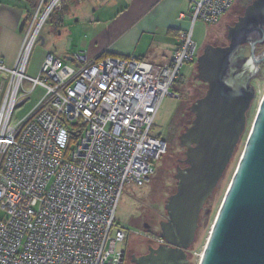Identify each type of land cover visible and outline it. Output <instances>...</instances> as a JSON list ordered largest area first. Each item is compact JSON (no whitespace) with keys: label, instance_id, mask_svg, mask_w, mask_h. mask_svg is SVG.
Segmentation results:
<instances>
[{"label":"built area","instance_id":"1","mask_svg":"<svg viewBox=\"0 0 264 264\" xmlns=\"http://www.w3.org/2000/svg\"><path fill=\"white\" fill-rule=\"evenodd\" d=\"M62 1L39 0L14 66L0 61V264H123L118 202L125 186L147 185L166 154L151 129L182 67L196 61L193 26L215 25L236 2L187 0L190 26L166 66L46 54L29 77L31 50ZM36 90L41 97L17 117L19 93Z\"/></svg>","mask_w":264,"mask_h":264},{"label":"water","instance_id":"2","mask_svg":"<svg viewBox=\"0 0 264 264\" xmlns=\"http://www.w3.org/2000/svg\"><path fill=\"white\" fill-rule=\"evenodd\" d=\"M226 41L205 45L196 58L195 80L206 91L189 106L193 119L178 137L184 167L175 170L176 191L158 224L164 245L148 248L135 264H190L200 213L233 158L256 96L251 80L264 59V49L255 56L264 46V0L245 7ZM243 46L250 55L236 57ZM198 264H264V94Z\"/></svg>","mask_w":264,"mask_h":264},{"label":"crops","instance_id":"3","mask_svg":"<svg viewBox=\"0 0 264 264\" xmlns=\"http://www.w3.org/2000/svg\"><path fill=\"white\" fill-rule=\"evenodd\" d=\"M38 1L0 0V61L7 67L15 64ZM80 11L83 13L79 14ZM53 15H58L59 43L76 39V46L82 52L71 55L64 53V48L59 49L60 54H65L61 59L49 48H36L25 70L29 77L38 76L46 54L61 60L73 58L75 54H82L87 60H96L101 55L121 59L134 57L156 67L166 66L177 45L178 33L190 26L191 12L187 0H67L62 11L49 19ZM41 40L44 46L47 41L39 35L40 43ZM82 42L86 46H82ZM60 44L59 47L63 46ZM24 86L29 87V84L24 82ZM41 95L42 92H37L38 99Z\"/></svg>","mask_w":264,"mask_h":264},{"label":"rangeland","instance_id":"4","mask_svg":"<svg viewBox=\"0 0 264 264\" xmlns=\"http://www.w3.org/2000/svg\"><path fill=\"white\" fill-rule=\"evenodd\" d=\"M249 2L250 0H236L234 6L224 16H222L218 23H216L215 25L209 26L199 21L195 23L192 29V37L197 46L198 55L205 47V45L221 46L227 44V28L233 25L239 13L243 10L246 4H249ZM82 13V11L79 12V14ZM57 18L58 15H53V17H51L43 25L39 32V35L40 37H43L47 42L44 46H42L40 41H36L30 53L31 57H33L36 48H49L54 55L60 57L61 59H63L65 54H60L58 52L59 49L61 50L64 48V53H69L71 55L76 51L82 52V50L79 49V46L78 48L76 46V39H74L73 42H70V40H68L66 44H64V42H60L63 46L59 47L61 44L58 41L60 36L57 35V33L59 32L57 27ZM63 34L64 32L61 33V38H63ZM67 46H69V48H67ZM82 46H86V43L82 42ZM256 48L257 50L255 49V56L263 51L264 46H257ZM249 55V46H243L236 54V57H248ZM31 57L30 59H32ZM255 68L257 71L253 75L251 86L255 89L256 96L252 101L250 109L247 113L246 128L220 184L203 208V213L199 222L196 238L188 254L190 264H198L200 261V257L205 247L211 227L220 208L221 202L226 193L231 178L238 165L246 139L251 129L252 122L255 118L258 105L264 94V59L258 62L255 65ZM194 69L195 63L184 65L180 71V74L183 76V78L189 79L192 76L193 72H195ZM26 73L28 74V69ZM28 89V86H24V91H27ZM194 90L195 92L192 91L191 97L193 99L189 100V103L185 104L184 108L188 107L192 102L202 97L206 91V87H203L201 85H194ZM37 92L41 93V90L35 91L29 97L24 96L23 91L19 93V98L22 101L19 104L21 106V109L17 113V117H21L22 114L26 113L32 107L33 101L35 99H38ZM169 93L170 95L177 94L180 96V98L187 99L186 94L184 93L182 87L178 82L174 84V87L170 90ZM180 103L181 102L178 99L170 96L165 97L161 103L151 129L152 136L160 137L163 141L165 139L168 142L167 151L164 156V159L167 161V163L163 162L164 159L160 161L163 162L162 165H164L168 169L160 170L159 167L157 174L153 177H150V182H159V186L161 185L160 182H175L173 179L175 172L173 169H171V167L174 165L173 161H175L177 157L181 158L183 152V150H181V148L178 146L177 138L182 130L181 126H183L186 121H190L191 118L186 117L183 114V107L180 106ZM160 162L153 163V166L155 168H158ZM148 193L149 192L147 185H145L144 187H135L133 185L125 186L123 193L121 194V197L119 199L115 213V222L123 230L126 237L123 243L124 246H118L119 249L123 247H130L139 250V244L148 241L146 239V236L155 235V233L157 232L156 229H153L149 232L144 231L141 227V223L145 221L144 216L150 217L154 214V212L160 211L161 214H164V212L162 211V204L167 194L160 193V195L156 196L155 199H152L148 195ZM4 216V212L0 209V220L4 218ZM159 219H161V217Z\"/></svg>","mask_w":264,"mask_h":264},{"label":"flooded vegetation","instance_id":"5","mask_svg":"<svg viewBox=\"0 0 264 264\" xmlns=\"http://www.w3.org/2000/svg\"><path fill=\"white\" fill-rule=\"evenodd\" d=\"M252 0H250V2H251ZM249 2V3H250ZM248 4H246L245 5V7L247 6ZM245 7L243 8V10L239 13V15L237 16V18L238 17H240L241 15H242V13H243V11H244V9H245ZM237 18H236V20H237ZM234 24V23H233ZM256 50H257V48H256ZM194 71H195V69H194ZM195 76H196V73L195 72H193V74H192V76L189 78V79H187V78H183L182 77V79H180V80H178V81H176V82H178L179 83V85L182 87V89H183V91H184V93L186 94V98L187 99H183V98H180V96L179 95H175V99H178V100H180V106H182L183 108V114L186 116V117H190L191 118V120L190 121H186V123L185 124H183V126H181L182 127V130H181V132L179 133V135L184 131V129L186 128V127H188L189 125H190V123H191V121H192V119H193V116L190 114V112L188 111V109H189V106L193 103H191L188 107H186V108H184L185 107V104H188L189 103V100H192L193 98H191L192 97V91H194L195 92V90H194V85H201V86H203V87H205V85H203V84H201V83H199V82H197L196 80H195ZM183 117V116H182ZM179 137V136H178ZM177 140H178V138H177ZM164 141H165V143H166V145H167V147H168V142L164 139ZM181 150H183V149H181ZM183 152H184V150H183ZM183 152H182V155H181V158L180 157H177L176 159H175V161H173V163H174V165L171 167V169H173L174 170V172H175V170L177 169V168H182V167H184V165L182 164V160H183ZM162 159H164V158H162ZM161 159V160H162ZM163 162H166L167 163V161L164 159V161ZM163 162H160V165L158 166V168H156V170H155V173H154V175H156L157 174V172H158V169H159V167H160V170L162 169H168V168H166L164 165H162V163ZM170 168V167H169ZM153 175V176H154ZM158 183L159 182H149L148 184H147V186H148V195L152 198V199H155L156 198V196H158V195H160V193H162V194H167L166 196H165V199L163 200V204H162V211L164 212V214H161L160 213V211H157V212H154V214L152 215V216H150V217H148V216H144V220L145 221H143L142 223H141V227L143 228V230L144 231H146V232H149V231H151V230H153V229H156V233H155V235H152V236H158V234H159V226H158V224L161 222V221H165L166 220V214H165V211H164V205H165V202H166V200H167V198L169 197V196H171L172 194H174L175 193V191H176V182H160V186L158 185ZM207 203V202H206ZM206 203H205V205H206ZM204 205V206H205ZM204 208V207H203ZM153 213V212H152ZM202 213H203V209H202V211H201V213H200V218H199V222H200V219H201V215H202ZM161 217V219H159ZM159 220H158V219ZM149 223V224H148ZM198 227H199V223H198ZM147 239V238H146ZM148 241L147 242H143V243H141V244H139V250H136V249H134V248H130V247H126V248H124L123 249V252H122V263L123 264H135V260L137 259V258H139V257H141V256H144V255H146L147 253H148V248H155V247H157V246H159V245H156V244H154L153 242H151L149 239H147ZM162 245H164V244H162Z\"/></svg>","mask_w":264,"mask_h":264},{"label":"trees","instance_id":"6","mask_svg":"<svg viewBox=\"0 0 264 264\" xmlns=\"http://www.w3.org/2000/svg\"><path fill=\"white\" fill-rule=\"evenodd\" d=\"M67 0H63L62 1V4H61V8H60V10L59 11H57V12H61L62 11V7L64 6V4H65V2H66ZM57 12H54V13H57ZM53 13V14H54ZM104 58H106V56H104V55H101L98 59H96V60H102V59H104ZM160 138V137H159ZM165 156V155H164ZM164 156H163V158H164ZM161 161V160H160ZM221 182V181H220ZM216 190V189H215ZM198 231V230H197ZM197 234V233H196Z\"/></svg>","mask_w":264,"mask_h":264}]
</instances>
